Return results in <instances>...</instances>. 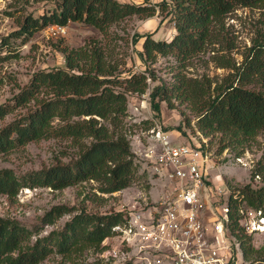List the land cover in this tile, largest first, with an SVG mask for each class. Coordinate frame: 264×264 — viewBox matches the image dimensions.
Wrapping results in <instances>:
<instances>
[{
    "label": "trees",
    "instance_id": "obj_1",
    "mask_svg": "<svg viewBox=\"0 0 264 264\" xmlns=\"http://www.w3.org/2000/svg\"><path fill=\"white\" fill-rule=\"evenodd\" d=\"M149 1L60 0L52 12L27 15L20 28L3 36L0 60L17 51L12 37L22 36L24 42L48 24L67 25L70 21L91 24L107 33L112 24L133 14H155L157 5ZM158 6L172 13L174 34L168 39L156 38L151 32L134 35V41L143 37L139 55L144 62L154 61L159 54L176 59L173 81L151 89L154 109L160 110L162 99L171 106H175L173 99L178 100L193 113L186 114L185 119L194 132L220 135L218 152L230 147L240 156L253 139L264 134V18L239 63L226 54L218 59L219 65L231 69L223 80L214 83L208 76H189L185 68L191 58L212 44L231 49L234 40L225 21L229 12L239 6L264 8V0H163ZM60 49L66 66L35 71L12 98L0 102V120L29 105L25 112L0 126V153L46 138L68 140L78 152L66 161L58 159L49 166L24 172L0 167V194L10 199L24 187L62 189L92 180L99 183L101 191L112 193L128 187L136 178L138 163L129 136L132 124L126 119L127 92H147L148 65L121 75L118 63L98 41ZM263 160L264 151L253 177H264ZM227 203L228 230L240 242L244 258H252L258 248L244 222L245 212L254 210L260 212L258 216L264 215V182L259 186L252 182L231 185ZM74 208L55 204L31 224L0 215V264H38L52 253L73 255L99 246L113 235V226L131 209L105 213L80 209L61 228L43 233L46 225Z\"/></svg>",
    "mask_w": 264,
    "mask_h": 264
},
{
    "label": "rangeland",
    "instance_id": "obj_2",
    "mask_svg": "<svg viewBox=\"0 0 264 264\" xmlns=\"http://www.w3.org/2000/svg\"><path fill=\"white\" fill-rule=\"evenodd\" d=\"M59 1L0 0V41L3 36L20 28L25 16L50 13L58 6ZM123 1L143 2L144 0ZM161 1L163 0L149 1L157 5L155 14L151 16L133 14L112 24L107 33L101 32L91 24L70 21L65 25V30L57 34L52 33L50 29L52 24H48L36 30L27 41L23 42L22 36L14 37L15 39L12 37L14 42L12 46H16L17 51H12L13 54L0 60V102L12 98L35 71L58 65L66 66L65 55L60 47L79 46L94 41L104 46L110 57L118 63V72L121 75L146 69L148 65L150 88L145 93L127 92L126 119L132 124V132L129 136L138 163V172L131 185L112 193L101 191L98 187L99 183L94 180L62 189L48 186L24 187L13 199L8 198L6 194H0V215L14 216L31 224L40 220L41 216L55 204L76 207L73 212L66 213L56 222L46 225L43 230V233H46L52 228H61L77 210L86 209L100 213L128 210L138 202H145V199L150 200L163 192V180L157 174H153L144 154L138 151L143 150L144 144L147 143V132L159 125L169 130L173 139L178 142L198 141L200 135L189 127L185 119L186 114L193 113L178 100L173 99L175 106H171L162 99L160 110L154 109L152 105L151 89L157 84L173 81V65L177 64L176 59L172 55L159 54L154 61L144 62L139 55V51L143 48V37L134 41V35L137 32L141 34L151 32L156 37L168 39L174 34L176 27L172 13L169 8L161 11L158 6ZM263 18L264 8L261 7L239 6L229 12L225 21L229 35L234 40L233 47L227 49L221 43L208 46L206 50L188 61L185 72L189 76H208L214 83L223 80L231 69L219 65L218 59L226 54L233 56L239 63L243 53L252 44L258 28L263 26ZM28 107L29 105L18 107L8 113L0 120V126L21 112H25ZM205 137L208 139L214 162L213 166L208 168V176L213 185L211 200L213 208L222 211L223 206L227 204L231 185L252 182L253 186H259L264 182L263 174L252 176V171L262 159L264 134H259L253 139L240 156H237L236 150L230 147L218 152L220 135ZM77 152V147L70 146L68 140L46 138L31 141L7 153H0V167H12L18 172H24L49 166L58 159L66 161L75 157ZM217 187L222 188L221 194L217 193ZM259 220L256 213H252L246 214L244 222ZM256 226L255 229L248 230L253 237V243L258 248L252 258H244L240 242L230 234L229 230L228 241L231 242V248L224 253L234 254L239 264H251L255 260L260 261L258 264H264V223L262 226ZM116 243L115 238H107L101 245L87 247L73 255L52 253L38 264H113L110 251Z\"/></svg>",
    "mask_w": 264,
    "mask_h": 264
},
{
    "label": "built area",
    "instance_id": "obj_3",
    "mask_svg": "<svg viewBox=\"0 0 264 264\" xmlns=\"http://www.w3.org/2000/svg\"><path fill=\"white\" fill-rule=\"evenodd\" d=\"M53 23L52 33L65 30ZM198 141L178 142L162 126L147 132L143 150L149 169L163 180V192L133 206L124 219L113 226L117 243L110 251L113 264H239L228 241V203L213 208L212 183L208 168L212 152L208 139L200 132ZM217 187V193H222ZM259 221L245 222L247 230L262 226ZM257 227V226H256ZM235 259V260H234Z\"/></svg>",
    "mask_w": 264,
    "mask_h": 264
},
{
    "label": "crops",
    "instance_id": "obj_4",
    "mask_svg": "<svg viewBox=\"0 0 264 264\" xmlns=\"http://www.w3.org/2000/svg\"><path fill=\"white\" fill-rule=\"evenodd\" d=\"M154 37H156V36H154ZM156 38H159V37H156Z\"/></svg>",
    "mask_w": 264,
    "mask_h": 264
}]
</instances>
